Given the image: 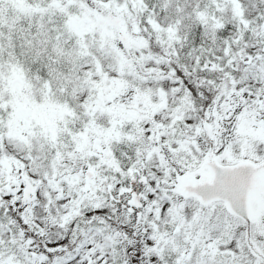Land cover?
Here are the masks:
<instances>
[{"label":"snow or ice","instance_id":"1","mask_svg":"<svg viewBox=\"0 0 264 264\" xmlns=\"http://www.w3.org/2000/svg\"><path fill=\"white\" fill-rule=\"evenodd\" d=\"M0 264H264V0H0Z\"/></svg>","mask_w":264,"mask_h":264}]
</instances>
